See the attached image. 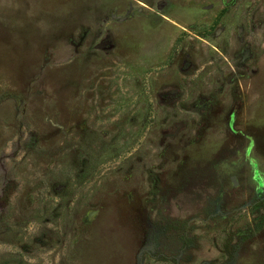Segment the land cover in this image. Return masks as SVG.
Masks as SVG:
<instances>
[{
	"label": "rangeland",
	"instance_id": "374dc122",
	"mask_svg": "<svg viewBox=\"0 0 264 264\" xmlns=\"http://www.w3.org/2000/svg\"><path fill=\"white\" fill-rule=\"evenodd\" d=\"M0 264H264V0H0Z\"/></svg>",
	"mask_w": 264,
	"mask_h": 264
},
{
	"label": "water",
	"instance_id": "95a60500",
	"mask_svg": "<svg viewBox=\"0 0 264 264\" xmlns=\"http://www.w3.org/2000/svg\"><path fill=\"white\" fill-rule=\"evenodd\" d=\"M233 181L236 183L235 178H233Z\"/></svg>",
	"mask_w": 264,
	"mask_h": 264
},
{
	"label": "flooded vegetation",
	"instance_id": "af4514ba",
	"mask_svg": "<svg viewBox=\"0 0 264 264\" xmlns=\"http://www.w3.org/2000/svg\"><path fill=\"white\" fill-rule=\"evenodd\" d=\"M203 26H205V25H203Z\"/></svg>",
	"mask_w": 264,
	"mask_h": 264
}]
</instances>
